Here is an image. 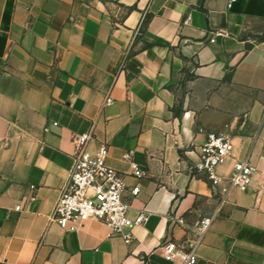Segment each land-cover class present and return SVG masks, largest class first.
Wrapping results in <instances>:
<instances>
[{
  "label": "crops",
  "instance_id": "obj_1",
  "mask_svg": "<svg viewBox=\"0 0 264 264\" xmlns=\"http://www.w3.org/2000/svg\"><path fill=\"white\" fill-rule=\"evenodd\" d=\"M228 2L0 0V264H170L161 243L187 246L203 216L196 264H264V0ZM89 129L129 218L148 213L129 244L52 219ZM208 132L248 159V185L223 190L231 159L216 186L194 175Z\"/></svg>",
  "mask_w": 264,
  "mask_h": 264
},
{
  "label": "built area",
  "instance_id": "obj_2",
  "mask_svg": "<svg viewBox=\"0 0 264 264\" xmlns=\"http://www.w3.org/2000/svg\"><path fill=\"white\" fill-rule=\"evenodd\" d=\"M233 1L229 0L228 6ZM110 100L109 96L106 97L105 103ZM91 139V129L75 134L72 138L73 162L66 184L55 204L52 219L67 231L79 230L87 221L96 220L109 228L108 236H120L129 244L133 240L132 228L144 224L148 213L139 210L133 219L129 218L130 205L124 198L127 186L122 174L106 163V144H99L93 151L88 149ZM233 150L234 144L227 135L208 132L192 166L194 175L203 176L212 186H216L221 181L218 166L231 159V170L226 178L227 187L223 190L226 192L232 186L245 187L254 167L248 159L236 157ZM131 168L134 177L144 175V171L135 162H132ZM138 191V186H131L132 195H136ZM15 209L19 210L20 206H15ZM211 221L212 216H203L196 222L191 229V240L187 246L172 239L164 240L159 247L163 259L170 264H196L197 248ZM178 223L183 221L178 220Z\"/></svg>",
  "mask_w": 264,
  "mask_h": 264
}]
</instances>
